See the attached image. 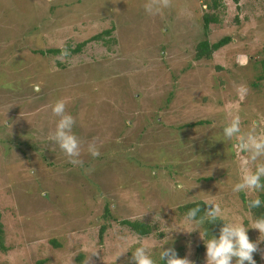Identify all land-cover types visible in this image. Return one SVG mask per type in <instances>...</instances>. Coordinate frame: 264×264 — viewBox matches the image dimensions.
Segmentation results:
<instances>
[{
    "label": "rangeland",
    "instance_id": "374dc122",
    "mask_svg": "<svg viewBox=\"0 0 264 264\" xmlns=\"http://www.w3.org/2000/svg\"><path fill=\"white\" fill-rule=\"evenodd\" d=\"M216 1L207 40L232 41L195 60L210 0H171L156 15L147 0H0V264H133L141 244L155 264L169 247L206 264L224 221L205 227L177 211L205 201L260 239L242 196L264 191H233L248 154L223 129L239 116L243 132H264V2ZM61 99L81 165L49 141ZM93 138L98 157L86 151Z\"/></svg>",
    "mask_w": 264,
    "mask_h": 264
},
{
    "label": "clouds",
    "instance_id": "9594fccd",
    "mask_svg": "<svg viewBox=\"0 0 264 264\" xmlns=\"http://www.w3.org/2000/svg\"><path fill=\"white\" fill-rule=\"evenodd\" d=\"M171 6V0H147L144 5L145 10L150 15L159 14L163 9ZM66 102L58 100L52 107V113L58 117L55 130L49 134V141L58 146L59 149L69 158V162L74 165H81L80 159L84 142L73 132L76 125V119L66 111ZM259 125H253L248 131L241 129V119L235 116L230 123L224 127V137L226 140H235L239 151L247 153V159L242 165L240 181L233 187L234 192L264 191V162L260 158L264 157V132H258ZM86 151L93 157L100 155L96 144V138L87 143ZM250 165H255V170H251ZM183 184L180 185L182 189ZM208 209L202 216L200 206L189 209L186 219L194 221L197 225H203L207 222H215L217 219L223 220L224 225L220 229L219 237L212 236L205 242L206 245V264H257L254 259V253L261 252L259 244L264 242V217L254 220L250 228L259 230L260 239L256 242L250 240L248 228L245 224L237 222H228L222 215L219 204L214 201H205ZM262 201L257 196L249 201V209L260 208ZM196 231V230H193ZM193 231L185 232L191 233ZM201 235V233H200ZM201 238L203 239L202 235ZM97 253V252H96ZM126 253V252H125ZM95 254V253H93ZM124 253H121V255ZM264 255V253H262ZM160 259L166 264H194L189 258H179L176 250L172 247L163 248L160 252ZM133 264H155V261L149 254L146 245L141 244L136 247L132 253ZM89 264V260L85 261Z\"/></svg>",
    "mask_w": 264,
    "mask_h": 264
},
{
    "label": "trees",
    "instance_id": "16d2710c",
    "mask_svg": "<svg viewBox=\"0 0 264 264\" xmlns=\"http://www.w3.org/2000/svg\"><path fill=\"white\" fill-rule=\"evenodd\" d=\"M262 2H264V0H262ZM217 6H218V2L216 0H210V2L207 3L208 12L206 14H204V16H203V29H204V35L206 38L197 44V46L195 48V56H194L195 60H202V59L210 60L212 58V55L216 51L225 47L226 45H228L232 41V39L230 37H227V36L221 38L220 40H218L214 43H210L207 40V34L209 31L210 24L216 22L214 15L209 13V12L211 10L216 9ZM110 33H111L110 30H106V31L102 32L101 34L93 37L92 40H98L99 38H102L103 35L108 36V35H110ZM85 44H86V42H83L82 44L77 45L75 47V49L71 50L72 53H79ZM46 52L57 54L60 51L59 50H47ZM40 54L44 55L45 52H40ZM260 64L262 67V73H261V76L259 77V79L264 80V59L260 61ZM258 197L262 201L261 207L249 209V207H248L249 201L252 199L247 200L244 198V196H242V200H244L246 202L247 208L249 209L250 214L254 220L259 218V217H264V192L260 193L258 195ZM197 206H200V208H201V212L198 214V217L202 216L204 214V212L209 207L208 205H205L204 202H196V203H190V204H187L184 206L182 205V206L178 207L177 211L179 212V214L181 216L186 217V214L189 211V209L197 207ZM121 224L123 226L128 227L130 230H132L135 234L139 235L140 237L147 236L148 234L151 233V228L148 225H145L141 222L124 220L121 222ZM216 225L222 226L223 221L220 219H217L215 222L205 223V227L216 226ZM104 230H105V227H102L100 229V232H99L100 238L103 236ZM2 235H3V229H2V225L0 223V249L4 250V247L2 246V240H1Z\"/></svg>",
    "mask_w": 264,
    "mask_h": 264
}]
</instances>
